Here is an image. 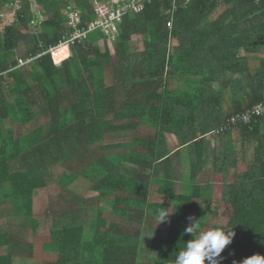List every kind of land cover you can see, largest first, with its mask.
<instances>
[{"label":"trees","instance_id":"trees-1","mask_svg":"<svg viewBox=\"0 0 264 264\" xmlns=\"http://www.w3.org/2000/svg\"><path fill=\"white\" fill-rule=\"evenodd\" d=\"M20 1L13 24L0 31V205L11 203L12 216L36 233V191L55 183L59 167L63 196L76 191L85 206L87 192L95 191L102 203L57 216L45 262L173 264L192 238L182 236L189 216L201 219L204 231L222 226L236 233L221 264L264 254V115L211 134L232 114L221 105L225 94L248 100L233 113L264 98V1L196 0L173 13V0H158L127 17L115 40L92 33L61 65L55 59H64L67 48L55 59L50 50L70 32L69 12L81 13L86 24L94 0ZM42 117L47 121L18 138L7 125ZM140 125L153 137L104 144L108 135ZM17 160L23 171L12 170ZM184 165L189 175H180L177 191L176 169ZM206 170L210 179L199 183ZM161 210L171 213L158 224ZM145 232L152 235L148 247ZM13 240L0 232V249L7 250L0 264H14Z\"/></svg>","mask_w":264,"mask_h":264},{"label":"rangeland","instance_id":"rangeland-1","mask_svg":"<svg viewBox=\"0 0 264 264\" xmlns=\"http://www.w3.org/2000/svg\"><path fill=\"white\" fill-rule=\"evenodd\" d=\"M72 6H74V2H70ZM14 19L7 18L5 20V23L0 22V31L4 30V27L9 24H13ZM3 34V32H0V35ZM138 42L134 40L132 43V48L133 49H138ZM59 49V48H58ZM67 55L64 59L62 60H56L55 59V54L54 59L55 62L61 63L64 60H66L69 57V50L67 48ZM17 57L18 58H23L24 52L22 50L16 51ZM55 53V52H54ZM34 59L29 60L28 62H32ZM113 68L108 67L105 73V85L111 86L113 84V73H112ZM12 81V80H11ZM176 83L172 84L173 87H175ZM229 113H233L234 110H228ZM48 118H41L40 120H37L36 122L29 124L27 126H22L21 124H7L11 125L14 127L15 131V136L18 138L22 134H28L35 128L36 126L43 124L44 122L47 121ZM155 132L151 130V128H148L146 126L140 125L137 130H131L126 133H117V134H111L107 136V140L104 141V144L110 145V144H118V143H124L127 141H130L131 138L134 137H144V138H151ZM182 156L185 157L187 160V150H182ZM249 162V160H248ZM12 170L13 171H23V165L22 163L17 160V161H12L10 163ZM177 174H176V180H177V191H181V180L183 177H187L189 174L188 169L186 168V165L183 167H177ZM64 168L59 167L58 169L55 170V183L50 184L49 186L39 189L36 191V209H35V216L33 217L34 220L39 221V230L41 231V235L39 239H35L33 237V229H25L26 220H19L12 216V205L11 203L9 204H1L0 205V232L1 231H6L12 234L14 236L13 242L16 244V249L18 250L14 256V263L15 264H25L27 263V260L29 262L32 261H44L45 257H43L42 253L45 251L46 255H51V252H49V244H50V233L52 227L55 225L58 219V215L62 213V211L66 210H77V209H86L91 210L92 208H96L97 206L102 205V203L98 204L96 201V198L98 196V193L95 191L87 192L86 194V200L88 204L83 206L82 204H78L77 198L80 197V195L76 191H71L68 194H62V188L59 186V179L60 176L63 174ZM208 170L202 172V175L199 178V183H205L209 180ZM183 175L181 178L180 175ZM235 176V171L232 170V174L230 177V182L233 181ZM1 197V196H0ZM1 200V199H0ZM93 213V211H92ZM79 216L80 220L86 219V215ZM208 214H205V218H207ZM6 219V221H4ZM80 222V221H79ZM35 226L33 225L32 228ZM151 233L145 232L144 235V245L145 247H148L150 245L151 241ZM31 246L33 248H31ZM7 250L2 249L0 252V255L6 254ZM145 256L148 258H152L156 256L155 253L151 251H147L145 253Z\"/></svg>","mask_w":264,"mask_h":264},{"label":"built area","instance_id":"built-area-1","mask_svg":"<svg viewBox=\"0 0 264 264\" xmlns=\"http://www.w3.org/2000/svg\"><path fill=\"white\" fill-rule=\"evenodd\" d=\"M158 0H94L92 2L94 19L83 23L81 13L72 10L68 14L67 24L70 32L65 33L59 47L50 50L52 56L58 48H68L71 56V48L87 40L95 32H100L104 38L115 40L119 35V29L126 21L127 17L142 13L147 4H153ZM196 0H173L172 12L179 11L181 6L192 4ZM219 4L228 0H215ZM264 1V0H258ZM21 8L20 0H0V22L5 23L9 17L15 19L17 11ZM74 8V6H72ZM67 60V59H66ZM56 63V62H55ZM57 64V63H56ZM58 63L57 65H61ZM264 115V98L255 105L242 112H234L229 116L219 128L211 134L220 136L229 128L240 123L251 122Z\"/></svg>","mask_w":264,"mask_h":264},{"label":"clouds","instance_id":"clouds-1","mask_svg":"<svg viewBox=\"0 0 264 264\" xmlns=\"http://www.w3.org/2000/svg\"><path fill=\"white\" fill-rule=\"evenodd\" d=\"M161 210L158 212V224L165 222L169 214ZM201 219L188 217V224L183 235H191L175 256L173 264H221L224 259L222 253L226 246L234 240L236 233L231 227H215L204 231L201 229ZM157 224V225H158ZM233 264H264V254L256 253L242 261H233Z\"/></svg>","mask_w":264,"mask_h":264},{"label":"crops","instance_id":"crops-1","mask_svg":"<svg viewBox=\"0 0 264 264\" xmlns=\"http://www.w3.org/2000/svg\"><path fill=\"white\" fill-rule=\"evenodd\" d=\"M250 57H252V55H249V58ZM261 58H263L264 59V55L261 57ZM28 63H31V62H26V63H24L23 65H25V64H28ZM238 97L237 98H232V96H230V95H228V94H225V97H224V101H222L221 100V105L224 107V109L225 110H234V109H236V108H238L239 106L238 105H240V103L242 104V106L243 107H245L246 108V106H248L247 104H248V100H246L245 98H244V96L242 95V94H238L237 95ZM242 101V102H241ZM226 111V112H227ZM229 112V111H228ZM203 115H200L199 116V120L200 119H202V121H203ZM262 130L264 131V125L262 126ZM230 140H232L234 143L235 142H238V141H240V137L238 136V133L236 132V134L233 136V139H230ZM218 144H219V142H218ZM208 172H210V170H208ZM231 174H232V172L230 173V177H231ZM209 177H210V173H209ZM210 179V178H209ZM211 180H212V178H211ZM45 188V187H44ZM36 204H37V200H36V197H35V206H34V216H35V209H36ZM34 219V218H33ZM34 221H37L38 222V225H39V221L38 220H34ZM39 228L40 227H38V231L36 232V233H34L33 234V237L36 239H39L40 238V236H42L41 235V231L39 230ZM33 232V231H32ZM51 234V233H50ZM2 249H5V248H2ZM2 249H0V252H1V250ZM50 251V250H49ZM42 255H43V257H45L46 256V254H45V251H43V253H42ZM49 255V254H48ZM34 262H37V263H39V264H47L46 262H45V260L44 261H32V262H29V260H27V263H25V264H34ZM15 264V263H14Z\"/></svg>","mask_w":264,"mask_h":264}]
</instances>
